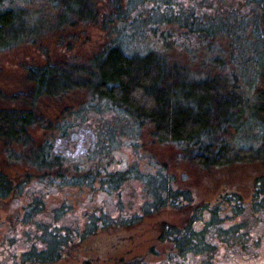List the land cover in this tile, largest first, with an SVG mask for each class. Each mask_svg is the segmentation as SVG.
Instances as JSON below:
<instances>
[{"label":"rangeland","instance_id":"rangeland-1","mask_svg":"<svg viewBox=\"0 0 264 264\" xmlns=\"http://www.w3.org/2000/svg\"><path fill=\"white\" fill-rule=\"evenodd\" d=\"M62 1L1 0L4 7L27 14L39 29L27 41L0 50V108L26 109L14 96L29 93L32 88L28 67L86 66L106 44H122L118 38H124L123 45L130 51L131 47H154L168 63L178 64L192 75L219 76L222 82L234 83V74H240L238 84L249 93L250 105L257 91L264 90L259 73L263 55L252 47L243 48L241 43L254 34L251 16H245L250 6H243L242 0H89L92 20L70 14L64 22L59 20L65 8ZM167 5L172 7L170 13H180L188 20L196 14L206 25L220 17L229 21L240 18L242 22L245 18L243 31L238 34L242 38L229 30L208 36L206 32L194 34L186 27L166 24L161 29L173 30L174 35L157 43L150 33L146 34V26L167 13ZM235 11L239 16H230ZM65 92L36 101L34 110L41 121L29 128V135L35 149L46 141L55 142L57 149L61 144L70 148L66 152L70 159L63 169L66 177L80 176L94 162L104 159L110 161L109 173L137 161L138 171L145 174L157 165L164 166L172 187L188 191L192 199L185 205L166 204L144 213L154 198L142 178L131 177L117 190L100 187L99 182L92 187L58 186L49 181L53 173L26 163L29 157L20 153L25 149L11 146L20 153L15 160L0 141V171L14 187L11 195L0 199V264H18L24 252L47 249V239L53 232L67 237V241L62 239L64 255L58 261L37 264H264V207L253 205L255 181L264 177V154L256 159L248 155L244 162L230 157L227 165L203 168L175 144L157 142L151 126L137 130L132 121L120 120L114 111L106 107L97 110L98 103L87 86L75 85ZM64 122L75 125L60 137L58 128ZM247 130L234 136V142L247 135ZM96 131L101 133L98 142ZM108 131L115 133L111 140H107ZM106 141L108 151L104 148ZM233 146L238 147L236 143ZM237 152L232 155L239 158L241 153ZM75 163L83 170L78 172ZM229 194L237 195L244 207L230 205L225 198ZM34 202L42 207L25 215ZM199 211L201 214H197ZM164 225L181 231L189 225L198 239L195 249L180 252L171 242L160 239Z\"/></svg>","mask_w":264,"mask_h":264},{"label":"trees","instance_id":"trees-1","mask_svg":"<svg viewBox=\"0 0 264 264\" xmlns=\"http://www.w3.org/2000/svg\"><path fill=\"white\" fill-rule=\"evenodd\" d=\"M62 2L65 6L63 12L59 14V20L62 22L70 14L85 15L87 20L93 19L89 0ZM241 3L243 6H250V12L245 16H251L250 29L254 31L252 37L250 35L241 43L243 48L249 46L262 53L263 62L260 58L259 64L263 70L259 73L264 83V0H242ZM171 8L167 5L169 13L164 12L163 16H158L159 19L146 26L149 31L146 34L150 33L157 43L174 35L173 30L161 29V25L166 24L186 27L194 34L206 32L208 36H213L216 31L229 30L232 35H236L235 37L242 38L238 34L243 31L242 23L245 18L242 22L240 18L229 21L220 17V20H215L212 25H206L196 14H191L190 20L183 19L180 13H170ZM230 16L239 15L235 11ZM199 24L201 25L198 26ZM38 29L39 25L29 20L27 14L18 8L4 7L0 0V50L27 41L35 36ZM133 33L131 32V39L134 38ZM118 39L122 44L119 42L106 44L86 66L70 68L46 64L27 68V78L32 83V88L29 93L14 96L16 101L26 105V109L0 108V141L8 149L10 158L17 160L20 153L26 155L29 157L28 160L26 158V163L39 170L53 173V176H49L51 177L49 181L58 186L92 187L95 182H99L100 187L117 190L131 177L142 178L154 198L144 208V213L158 210L166 204L179 206L191 201L188 191L172 187V178L166 173L164 166L157 165L153 172L145 174L138 171L135 161L122 171L109 173L107 166L110 161L106 159L107 162H104V159L101 163L94 162V165L85 169L80 176L66 177L63 169L70 159L66 155L69 147H63L60 143L62 147L57 149L55 142L46 141L35 149L29 128L41 121L34 110L36 101L43 96L66 93L65 91L74 88L75 85L87 86L98 103L95 106L97 110L106 107L114 111L120 120L132 121L137 130L143 126H151V135L157 142L175 144L191 162L203 168L227 165L230 157L234 161L244 162L248 155L252 159L263 156L264 102H258L264 101V90L257 91L256 100L250 105L247 102L249 93L238 84L240 74H234L236 83L222 82L219 76L192 75L185 71L184 67L168 63L165 56L154 47L145 50L131 47L130 51L123 45L124 38ZM233 50L235 51L234 48ZM232 57L235 59V55ZM243 70L242 67L240 72ZM74 125L72 122L60 124L58 128L60 137L67 135L68 129ZM246 127L249 128L247 135L245 134L239 142H234L236 138L234 136L246 130ZM234 131L238 133L235 134ZM114 134L108 131L107 140H111ZM94 135L98 142L101 133L96 131ZM235 143L238 145L237 148L233 146ZM11 146H19L25 150L17 154ZM108 146L109 142L106 141L104 144L106 151ZM236 149L241 153L239 158L235 157L237 154L232 155ZM87 155L91 157L92 154L88 152ZM74 168L78 172L83 170L78 163H75ZM13 191L10 179L0 171V199L7 198ZM260 192L264 194V177L255 181L253 205L256 208L264 207V195L260 196ZM225 198L232 206L236 204L238 208L244 207L238 202L240 198L237 195L229 194L225 195ZM41 207L38 202H34L25 215L36 213ZM200 212L197 214H201ZM51 234L47 239V249L42 251L31 249L24 252V259L18 264L52 263L63 257L65 243H62V239L67 241V237L56 232ZM193 234L189 225L182 231L164 225L161 227L159 238L171 242L180 252H185L195 249L198 239Z\"/></svg>","mask_w":264,"mask_h":264}]
</instances>
